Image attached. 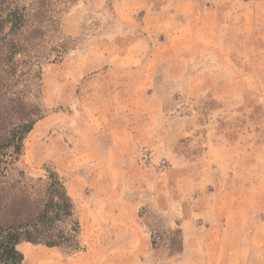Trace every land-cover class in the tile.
Returning <instances> with one entry per match:
<instances>
[{
    "label": "rangeland",
    "instance_id": "374dc122",
    "mask_svg": "<svg viewBox=\"0 0 264 264\" xmlns=\"http://www.w3.org/2000/svg\"><path fill=\"white\" fill-rule=\"evenodd\" d=\"M56 11L61 58L0 52V135L36 120L8 182L37 208L55 174L79 248L23 243L22 264H264V0Z\"/></svg>",
    "mask_w": 264,
    "mask_h": 264
},
{
    "label": "trees",
    "instance_id": "16d2710c",
    "mask_svg": "<svg viewBox=\"0 0 264 264\" xmlns=\"http://www.w3.org/2000/svg\"><path fill=\"white\" fill-rule=\"evenodd\" d=\"M74 1L0 0V52L9 58L19 56V63H29L36 73L40 72L42 58L48 60L52 54L54 60L61 58L63 44L42 53L44 47L40 41L56 10ZM35 121L28 119L15 128L12 143L7 141V136L0 135V264H22L24 256L18 246L23 243L46 248H79L75 206L55 174H49L37 208L34 199L20 196L8 182L13 161L2 148H13L19 154L24 136Z\"/></svg>",
    "mask_w": 264,
    "mask_h": 264
}]
</instances>
